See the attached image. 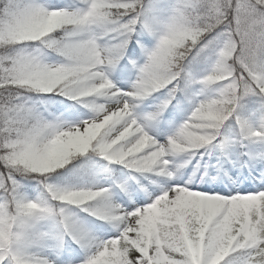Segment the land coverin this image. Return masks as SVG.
Masks as SVG:
<instances>
[{
	"label": "snow or ice",
	"instance_id": "obj_1",
	"mask_svg": "<svg viewBox=\"0 0 264 264\" xmlns=\"http://www.w3.org/2000/svg\"><path fill=\"white\" fill-rule=\"evenodd\" d=\"M0 264H264V0H0Z\"/></svg>",
	"mask_w": 264,
	"mask_h": 264
}]
</instances>
